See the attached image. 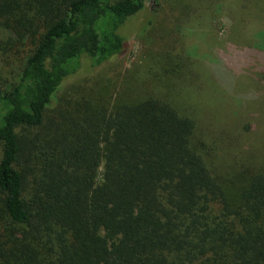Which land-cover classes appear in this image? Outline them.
Listing matches in <instances>:
<instances>
[{"label":"trees","instance_id":"1","mask_svg":"<svg viewBox=\"0 0 264 264\" xmlns=\"http://www.w3.org/2000/svg\"><path fill=\"white\" fill-rule=\"evenodd\" d=\"M234 2L0 0V264H264V0ZM150 3L143 72H99ZM246 52L239 96L214 67Z\"/></svg>","mask_w":264,"mask_h":264},{"label":"rangeland","instance_id":"2","mask_svg":"<svg viewBox=\"0 0 264 264\" xmlns=\"http://www.w3.org/2000/svg\"><path fill=\"white\" fill-rule=\"evenodd\" d=\"M243 3H246L248 5V10L245 11L244 13V18H246L247 20V17L250 18L251 12L258 10L257 9L258 4L256 0H235L234 7L236 9H239V7ZM161 4L156 6V9L158 8L159 15L162 14L161 12H163L164 9V5ZM153 6L154 5L151 3L148 4L147 7L141 13H139L134 18L128 20V22L121 29V34L129 42L128 52L125 55L119 57L114 62L106 64L105 66L101 67L99 72H103L108 76H119L127 73L128 70H132V69H138V70L140 69V71L143 72V70L145 69L144 65L147 64L148 59L146 58V54H144L142 58H140V56L144 50L151 48V46L148 45V42L150 41V38L154 36V33L156 34V32H153L152 29L155 23L153 20L158 19L157 17L158 14L155 15L153 14L152 11L154 9ZM234 7H233V11L237 16L238 14ZM241 16L242 15H240V17ZM149 21H153V24L152 25L149 24ZM185 27H188V25H185ZM172 29H175V25L172 26ZM144 30L146 31L144 32ZM187 31L188 30L186 28L185 31L186 37H188V33H190ZM171 32L173 34L176 33L175 31H171ZM201 32L202 30L197 31L195 38L196 41L194 42L197 45V47H199V49L202 50L200 52L202 57V63H200V65L202 64L203 72L201 69H198V71H201V73L203 74L200 77L204 79V84L210 86L211 88L212 87L215 88L217 85L214 79L211 76H209V73L212 66L214 65L212 64V60H216L218 58L217 56L218 55L220 56V54H218V52L210 46V44L214 43V41L212 39H209L208 37L207 38L204 37V34H202ZM231 39L233 40V37H231ZM239 42H240L239 45H245L244 42L241 41ZM186 44L188 46L187 42ZM193 49L196 50L195 48ZM220 50H225V49L222 48ZM151 51H153V49ZM236 52H240L243 55L242 51H236ZM240 53H238V56H240L242 59L243 57ZM245 56H249V58H247L249 62L240 61L239 65L235 68L232 67L231 69L229 66H226L225 64H221V62L219 61H216L217 62L216 65L218 66L214 67L219 78L225 81L227 79L229 83L228 88H232L233 92L236 89V95L238 94L239 96L240 94L242 95V93L243 95H245L244 94L245 92L247 94L248 84L251 87H253V85L255 84L254 80L255 78L258 77V74L260 72V69L257 70V63L255 59L251 57V52H246L244 57ZM89 73L90 72L87 73V69L85 68L79 75L71 79L68 82L67 86H70L72 83L86 82V80H88L90 76H93ZM253 93L254 96L252 97V100L250 102V107L252 108L253 106H256L257 109L259 108V112L264 113V84L261 87H256ZM233 96H235V93ZM241 99L247 100L246 97H241ZM256 146H261L260 154H262L264 152V139H261V142Z\"/></svg>","mask_w":264,"mask_h":264}]
</instances>
